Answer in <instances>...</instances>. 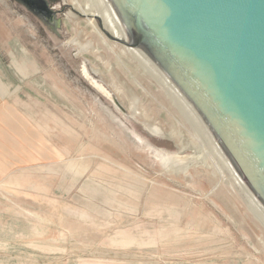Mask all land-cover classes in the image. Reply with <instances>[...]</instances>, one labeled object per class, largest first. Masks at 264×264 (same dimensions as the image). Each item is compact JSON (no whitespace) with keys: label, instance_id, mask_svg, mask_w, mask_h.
Here are the masks:
<instances>
[{"label":"rangeland","instance_id":"374dc122","mask_svg":"<svg viewBox=\"0 0 264 264\" xmlns=\"http://www.w3.org/2000/svg\"><path fill=\"white\" fill-rule=\"evenodd\" d=\"M0 264H264L78 85L13 0H0Z\"/></svg>","mask_w":264,"mask_h":264},{"label":"water","instance_id":"95a60500","mask_svg":"<svg viewBox=\"0 0 264 264\" xmlns=\"http://www.w3.org/2000/svg\"><path fill=\"white\" fill-rule=\"evenodd\" d=\"M38 1L13 0L78 85L264 262V0H97L82 13Z\"/></svg>","mask_w":264,"mask_h":264},{"label":"bare ground","instance_id":"6f19581e","mask_svg":"<svg viewBox=\"0 0 264 264\" xmlns=\"http://www.w3.org/2000/svg\"><path fill=\"white\" fill-rule=\"evenodd\" d=\"M75 8H77V11L80 13L82 12H89V11H95V10H101V7L97 0H69Z\"/></svg>","mask_w":264,"mask_h":264},{"label":"flooded vegetation","instance_id":"af4514ba","mask_svg":"<svg viewBox=\"0 0 264 264\" xmlns=\"http://www.w3.org/2000/svg\"><path fill=\"white\" fill-rule=\"evenodd\" d=\"M23 1L26 5H28L31 9L35 11H40L39 8L43 7V4L40 3L38 0H21ZM48 4V3H47ZM50 8H52L50 5H48Z\"/></svg>","mask_w":264,"mask_h":264}]
</instances>
